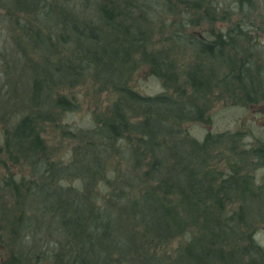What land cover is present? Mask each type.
Instances as JSON below:
<instances>
[{
    "label": "trees",
    "instance_id": "obj_1",
    "mask_svg": "<svg viewBox=\"0 0 264 264\" xmlns=\"http://www.w3.org/2000/svg\"><path fill=\"white\" fill-rule=\"evenodd\" d=\"M147 1L155 5L146 0H0L15 25L12 37L30 42L40 62L30 97L19 104L24 109L14 114L16 105L0 116V167L23 161L34 170L27 184L13 176L4 180V192L18 207L20 198L27 206L37 188L44 190L43 199L55 194L61 201L22 210L9 236H2L7 213L0 203V264H264V246L255 239L259 229L264 231V184L255 185L248 174L262 167L264 143L234 152L242 145L239 132L210 133L199 141L185 127L202 120L199 101L212 91V71L200 65L204 59L227 68L215 85L234 80L245 101L258 94L264 98L259 70L240 51L249 41L239 42L234 33L241 34L244 17L264 18V0ZM207 22L206 40L190 33ZM216 22L229 27L216 30ZM152 29L190 50L186 70L173 71L166 53L146 51ZM134 53L140 58H132ZM146 62L164 87L182 78L173 95H143L129 86L134 70ZM84 75L95 87L106 85L114 97L76 132L57 124L61 116L57 121L52 111L63 115L77 109L73 97L56 90ZM49 123L62 138L76 141L65 162L48 155L41 132ZM228 152L233 158L225 160V169L211 165L212 157L220 162ZM32 225L42 235L48 231L49 238H42L54 247L43 249V242L35 241L32 248L38 252L32 253ZM19 229L24 242L18 251L2 250L18 238Z\"/></svg>",
    "mask_w": 264,
    "mask_h": 264
},
{
    "label": "rangeland",
    "instance_id": "obj_2",
    "mask_svg": "<svg viewBox=\"0 0 264 264\" xmlns=\"http://www.w3.org/2000/svg\"><path fill=\"white\" fill-rule=\"evenodd\" d=\"M146 3L150 6L155 5L152 1L149 2L146 0ZM164 7L165 4L163 3L159 5L160 9ZM258 17V14L248 15V18L244 17V19H242V21H244L242 25L245 27L241 29V34H238V32L234 33L238 35L236 40H239V42L243 39L249 41H246L249 45L245 42L244 45L248 46L240 51L244 53V57L247 55L246 58L250 59L248 63L251 68L256 71L259 70L260 76L264 80V53L261 52L262 48L264 49V18ZM0 18V116H5L6 113H8V110L11 111L16 105L17 108L13 111L14 114H17L24 109L21 108L19 104L27 103V100L30 97L29 87L31 82L38 76V72L40 71L38 69L37 72L35 67H38L40 62L38 61V51L30 46V42L23 38H19V41L14 40L11 29H13V26L15 25L9 19L7 20L8 17L4 15V10L2 8H0ZM234 19L235 16L232 17L231 21H234ZM217 25L223 26L221 29L223 32L229 27V23L220 24L216 22L214 27L216 30L218 28ZM209 28L210 23L207 22L203 24V26H195L193 29L191 27L192 31L190 33L206 40L208 33L205 32V30L208 31ZM215 29H213L212 32L216 33ZM149 35L151 36L146 39V51L149 52L155 50L158 54L156 55L159 57H163L162 55L166 53V58L174 64L173 71L175 69L179 72H181L182 69L186 70V64L189 63L188 59L190 56V50H187L188 48L185 49V46H180L179 49L175 39H168V36L166 40L162 39L155 29H152L149 32ZM54 37L55 36H53V38ZM246 49L247 51H245ZM248 51L249 54L247 53ZM133 57L134 59L136 58V60L140 58L137 53H134L132 58ZM200 65H203L205 70L212 71V91H209L206 95H202V97L206 98L199 101L200 106L205 109L202 120L199 121V123L192 122L185 125L189 130L190 135L200 141L206 134L210 133L216 135L221 132H239L238 138L242 145L235 148L234 152H239V150L245 146L254 147L262 145V143H264V98L258 94L256 100L245 101L244 98H242L243 96L236 91L233 85L234 80H230L231 82L226 83L228 85H223V83L220 82L218 83L219 85H215L214 83L218 82V79L221 78L223 76L222 74L227 70L223 64H218V60L204 59L201 61ZM152 68L153 67H151L148 62L145 64L139 63L138 67L130 77L131 80L128 82L129 86L137 88L143 93V95L154 96L155 94L164 91L173 95L174 87L182 81V78H179L178 82L175 80L176 82L173 84L171 81H168L167 87H164L162 80L155 74H151ZM72 76L73 75H71L70 79ZM228 80L224 82H227ZM180 86L182 89H185V92L190 91V88L186 85L181 84ZM56 91L67 95L68 98L73 97L74 103L78 105L75 111H70L63 115L59 114L57 109L52 111L56 113L55 118L57 121L59 115L61 116L59 118L60 121L57 124L61 125V123H63L76 132L81 128L89 126L92 116H94L97 111L100 112L101 110H104V108L112 102L114 97V92L110 93L109 89L106 88V85L101 88L95 87L85 75L80 77V80L73 85L72 83H63L59 85ZM43 126L44 131L41 132V136L45 140V146L47 147L48 155H50L51 160L55 162H65L69 160V149L72 144L76 143V141L72 143V141L70 142L62 138L59 135L60 130H56L51 123ZM2 129L0 122V143L4 141L2 139ZM223 152L224 151H222L221 154ZM232 156L233 153L231 152H228V154L225 153L223 157L219 156L222 157L220 162L212 157L211 165H217L219 170L223 168L225 169L226 167L223 165L225 160L233 158ZM258 160L262 162L261 159ZM32 172L34 173V170L29 168V166L26 163H23V161L16 164L8 161L7 168L0 167V187H3L0 190V203H2L1 207H4L5 213H7V216L2 223V236L8 235L7 232L12 227V223L15 222L14 216L19 215L22 210L26 211L31 206H34L35 208H42V206L53 207L57 205L58 202H61L55 194L43 199L44 190L37 188L31 193L29 200H27V206L25 205V202H22L21 198L19 201V207L18 205H14L13 196L4 192L6 189L3 185L4 180L13 176V179L16 181L24 178L25 183L27 184L26 181L32 177ZM248 174L251 176V181H253L255 185L264 184V163L262 167L255 169ZM261 200H263V197L260 198V201ZM31 212H34V210L32 209ZM47 219H49V217H47ZM17 226V224L14 225V227H16L15 230L17 229ZM36 231V225H32L28 240L32 253L38 252L33 249L35 248L33 246V242L35 241L43 242V249L54 247V243L51 242V239H46L49 238L48 234L50 233L48 231H45V234H43L46 235V238H42L43 235ZM15 235H18V238L15 239L12 244H7L8 248H3L2 250L6 251L5 249H8L15 252L18 251V246H22L19 243L24 242L22 239L23 234L19 229ZM255 239L260 245L264 246L263 229L258 230ZM72 243H76V240L72 239ZM4 256L7 257L8 253Z\"/></svg>",
    "mask_w": 264,
    "mask_h": 264
}]
</instances>
